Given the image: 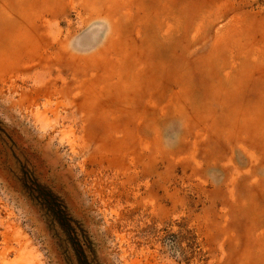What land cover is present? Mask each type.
<instances>
[{
	"label": "rangeland",
	"instance_id": "1",
	"mask_svg": "<svg viewBox=\"0 0 264 264\" xmlns=\"http://www.w3.org/2000/svg\"><path fill=\"white\" fill-rule=\"evenodd\" d=\"M0 264H264V0H0Z\"/></svg>",
	"mask_w": 264,
	"mask_h": 264
},
{
	"label": "trees",
	"instance_id": "2",
	"mask_svg": "<svg viewBox=\"0 0 264 264\" xmlns=\"http://www.w3.org/2000/svg\"><path fill=\"white\" fill-rule=\"evenodd\" d=\"M62 209V208H61ZM63 212H61L60 213V215L58 216V218H61V219H63V220H65V221H67V224L68 225H74V226H76L77 227V224L70 218V217H68L67 216V214L65 213V211H64V208H63V210H62ZM72 228V231L74 232V229H73V227H71ZM78 245V244H77ZM80 250V249H79ZM77 254V253H76ZM81 256H83V259L85 258V255H84V253L82 252V251H80V253H79Z\"/></svg>",
	"mask_w": 264,
	"mask_h": 264
}]
</instances>
